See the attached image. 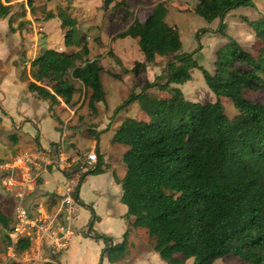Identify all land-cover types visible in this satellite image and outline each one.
<instances>
[{
    "label": "trees",
    "instance_id": "obj_1",
    "mask_svg": "<svg viewBox=\"0 0 264 264\" xmlns=\"http://www.w3.org/2000/svg\"><path fill=\"white\" fill-rule=\"evenodd\" d=\"M64 1L66 5L56 11L27 1L32 15L41 9L37 22L58 19L66 29L64 47L70 51L42 50L30 61L29 72L23 68L20 78L28 81L29 93L48 103L49 111L59 104V99L71 104L75 89L69 81L76 80L88 92L87 107L94 114L96 104L105 101L99 75L102 67L99 59L88 58L86 36L74 14L73 0ZM110 1H106L107 5ZM120 4L127 19L129 8L122 1ZM10 6L0 1V19L10 15ZM248 7L256 8L253 0H196L193 13L206 21L218 18L216 32L228 40L215 52L212 74L195 60L200 47L191 53L182 52L179 32L165 22L166 8L162 3L155 2L143 21L133 18L114 35L113 39L135 40L143 55L142 62L122 69L135 81L147 67L156 66L157 57L167 61L152 82H136L135 90L113 110L117 115L137 103L146 119L126 118L112 139L128 147L121 159L126 173L122 180H116L122 190L120 202L126 207L127 230L121 242L113 244L112 237L94 231L99 217L93 212L87 224L88 235L104 243L100 258L108 264L127 257L132 229L146 231L151 250L165 264H187L188 260L192 264H213L227 255L237 257L241 264H264V104L246 97V93L264 89V15L253 21L241 16L253 33L255 48L251 50L243 49L226 34L223 21L229 12ZM9 28L12 30L10 22ZM95 41L100 43V38ZM110 56L114 55L110 52ZM192 67L201 71L215 101H190L172 86L189 82ZM110 76L120 80V75ZM224 102L235 107L237 113L232 118L225 114ZM79 167L73 166L72 171L78 172ZM103 171L97 164L84 173L78 172L73 192L78 204L84 178ZM62 173L66 177L71 174ZM50 205L54 206V201ZM12 225L13 218L0 208L4 232L10 231ZM5 240L8 244L7 237ZM30 244L29 239H24L17 243L15 251L21 254Z\"/></svg>",
    "mask_w": 264,
    "mask_h": 264
},
{
    "label": "rangeland",
    "instance_id": "obj_2",
    "mask_svg": "<svg viewBox=\"0 0 264 264\" xmlns=\"http://www.w3.org/2000/svg\"><path fill=\"white\" fill-rule=\"evenodd\" d=\"M0 1L4 4V0ZM5 1L11 2V23H13L15 26V29H12L13 31L19 30L21 32H28V25L33 22L37 23V19L41 18V9L35 10L36 12L34 15L30 13L27 7L28 0ZM106 1L107 0H73L72 5L74 7V14L78 19L79 24L84 25L82 33L86 36V41L89 48L88 58L91 60L96 58L99 59V64L102 67V71L99 74L100 82L105 94V103L107 104L108 108H112L110 112H107H109L113 117L117 115H128L130 118L140 120L139 117H134L136 115L130 109H128L127 114H125L124 112L127 110L126 108L117 115L113 114V110L124 100V85L126 86L129 84L131 85L132 90H135L134 85L136 82L138 85L146 80L152 82L155 76L152 78L151 75H155L154 71L159 72L165 67L167 59L157 57L156 66L147 67L145 72L139 76L140 78L135 81L132 74H123L122 69H131L134 62H142L144 60L142 53L138 50L135 40L131 38L113 39L114 35L124 30L128 24H130L133 18L143 21L152 12L155 2L162 3L166 8L165 22L169 26L177 28L182 44V52L191 53L200 47V52H197L194 55L195 60L205 69V71H207L209 74H212L214 69L215 52L218 48L227 43L228 40L216 32L220 24L218 18H215L211 21H206L193 13L196 0H111L108 5ZM120 1H122L129 8L128 10L130 17L128 16L127 19L124 18L125 8L120 4ZM253 1L256 5L255 9L249 7L238 8L229 12L223 20L226 25V34L245 50H251L252 45H254V39L252 30L242 21L241 16H246L249 20L253 21L258 20L260 15H264V2L262 0ZM32 3L35 6H40L41 3V7H44L46 10L50 9L53 11H56L58 8L66 5V1L64 0H32ZM57 21L58 19H50L48 21H39L41 22L40 25L37 23L38 28L40 27V29L46 34V36H42L40 40V44L45 48L49 47L55 50H60V43L62 44V47H64L63 37L66 29L64 28L65 32L63 34L61 31L62 26L60 23L58 24ZM39 33L40 32H38L37 35ZM197 33L198 36L196 37ZM97 37L100 38V43L95 41V38ZM6 39L7 36L3 33V29L0 26V41H5ZM253 47L255 48V46ZM37 48L38 52L40 50V46ZM45 48H42L41 51ZM110 52L114 55L113 57L110 56ZM114 57L119 59L120 64L115 61L116 59ZM25 67L26 66L20 64L19 73ZM111 74L120 75V80L111 77ZM190 75L191 80L182 85V88L180 89L183 93V96L193 102L205 103L215 101V96L207 88L201 71L198 68L192 67L190 70ZM123 78L127 84H123L121 81ZM69 82L75 89L73 94L75 95V100H71V104L66 105L62 100L59 99V104L52 107V110L49 111L51 114L49 113L48 117L57 124L56 130L58 132L62 133L63 130H65L69 134V136H67L68 139H71L75 136L77 137L78 141L84 142L83 147H85L89 141L87 137H90L89 135H91L88 129L92 127V125H90V119L88 120V118L93 116V113L87 107L88 92H86V90L78 81L70 79ZM137 91L138 88L136 89V92ZM152 93L158 96L161 95V93L156 90H152ZM246 97L252 101L264 104V89L259 92L246 93ZM43 104H47L48 106L47 102H43ZM134 104L138 105L137 103ZM223 104L225 108V114L229 118H232L237 113L235 107L230 102H224ZM32 109L35 110L33 106ZM34 112L41 118V115L45 113V110L43 106H38ZM27 119L29 120L26 121V123H30V120L34 122L38 121L37 118L34 119L32 116L28 117ZM41 124L43 126L46 125L44 121L41 122ZM12 125H15V123ZM12 125L10 123V128H3L0 124V197L4 196V198L7 200L5 202L7 205L5 204L6 206L3 207L2 210L13 218L14 199L12 194H10L7 188L2 184L7 169L5 165L10 164L12 159L20 154L23 149L29 148L30 146L28 145H34L36 148L38 145L35 143V139L31 140V138L27 137L29 141L25 140L22 142L20 147H17V140L13 139L15 136V129L12 127ZM30 127L33 129L32 125ZM41 143L42 145L47 146V148L53 149H56V145H59L57 142H47L45 139H42ZM70 147L71 144L67 145L66 150H68ZM79 157L82 156L78 155V159ZM72 158L75 157H70L68 159V162L71 164L70 169L64 166L63 171L71 173L74 181H77L78 177L80 176L78 172L81 171V173H84L87 170H90L91 166H85L84 169L81 168L82 170L79 169L78 172H73V165L71 162ZM73 192L74 191H72V193ZM46 199H48V195H45V200ZM79 211L81 212L82 209L79 208L78 212ZM80 212L78 215V223H80L83 219V215H81L82 213ZM71 228L72 227L70 225V229ZM79 235H81V233H79ZM5 236L6 233L0 226V264L44 263L42 260L34 259H31L27 262L23 255L17 251H15L11 257L7 250L9 245L6 243L7 241L5 240ZM74 236H77V233ZM74 236L70 240V248L71 246L73 247V244L77 241ZM81 237L83 236L81 235ZM130 239V242L133 246H130L129 249H131V254L136 258H139L143 253L152 251L146 231L138 230V232L135 234L133 233L130 235ZM96 241L97 240L94 242L96 243ZM94 246V243L90 244V246H84V243L78 242L75 250L77 251V254L82 251H86V253H88ZM157 259L161 261L159 258ZM69 264H78V262L75 258L71 257ZM134 264L156 263L155 261L145 258L144 260H139ZM187 264H192V261L188 260ZM213 264H241V262L237 257L233 255H227L223 258L217 259Z\"/></svg>",
    "mask_w": 264,
    "mask_h": 264
},
{
    "label": "crops",
    "instance_id": "obj_3",
    "mask_svg": "<svg viewBox=\"0 0 264 264\" xmlns=\"http://www.w3.org/2000/svg\"><path fill=\"white\" fill-rule=\"evenodd\" d=\"M4 4L10 5L11 2H6L4 0ZM11 20V14L5 19H0V26L3 29V33L7 36L5 41H0V124L3 128H10V123L11 125L15 123L12 127L15 129V136L13 139L17 140V147H20L23 141H27V137L31 138V140H36L35 143L38 145L37 148L34 147V145H28L30 147L23 149L18 155L27 152L42 151L49 160L57 159V157L64 160V163H61L59 166L49 167L48 171L43 174L34 192L27 198L29 200V205L33 202L34 204L42 205L47 213L52 214L57 209L58 203L62 198L65 196L73 198L72 191H74L77 181H74L71 174L66 177L62 173L64 166L70 169L71 164L68 162L70 157H75L71 159L72 165L75 167L79 165L81 169L87 154L89 152H95L97 147V160L91 168L95 167L97 164H101L104 169L101 174L88 175L84 178L78 192L80 204L73 198L77 207L75 208L74 217L68 223V226L70 227L71 225L72 227L71 230L73 231V235L69 239L67 248L59 253H51L50 250L46 248V244L44 246L33 245L31 255L34 256V260H42L44 263L49 262L47 260H51L50 262L53 264H69V260L73 257L77 260L78 264H108L105 258L102 260L100 258V252L104 247V243L101 240L96 241V243L94 242L95 239H93L91 235H88L89 228L87 224L93 212L99 217V220L93 225L94 231L112 237L114 239L113 244L121 242L122 236L127 230V222L124 219L126 207L120 202L122 190L116 180H122L126 173L125 165L122 163L121 159L128 150V147L113 143L112 139L115 130L126 118L130 117L128 115H117L113 117L109 113L112 108L110 109L107 107L105 99L104 102L96 104V113L88 118V120L90 119V125H92V127L88 129L91 135L87 137L89 141L85 147H83L84 142L78 141L75 136L68 139L67 136H69V134L65 130H63L62 133L58 132L56 130L57 124L48 117L49 113L51 114V112H49V107L47 104L44 105L43 101L38 100L34 94L28 92V81L21 79L19 73L20 64L26 66V71L29 72L30 61L40 53L42 48H45L40 44L41 37L46 36L43 30H41L40 27L38 28V24L40 25L41 22H37L38 24L33 22L28 25V32H21L19 30H10L9 22L11 23ZM57 23L59 24L60 22L57 21ZM10 27L15 29L13 23L10 24ZM83 28L84 25L81 24V29L83 30ZM61 31L64 34V28L61 27ZM38 32L40 33L37 35ZM39 46L40 50L37 52V47ZM45 49L52 48L46 47ZM59 49L60 50L57 51H70V49L62 47L61 43L59 44ZM22 60L24 61L23 64L21 62ZM159 73L160 71H154L155 75H151L152 78ZM31 76L32 75H28V77ZM121 81L123 84H127L124 78L121 79ZM126 86L124 85L125 89L123 92L125 96L123 99H125L132 90L131 85L127 84ZM172 86L178 87L179 89L182 88V85ZM74 100L75 95L72 97V101ZM32 106L35 110L38 106L44 107L45 113L41 115V118L37 116ZM126 109L127 110L124 112L125 114H127L128 109H130L136 115L134 117H139L140 120L146 119V115L140 111L138 105L133 103ZM31 116L34 119L37 118V124L31 120L30 123H26V121L29 120L27 118ZM43 121L46 124L44 126L41 124ZM31 125L33 129L30 127ZM93 133H96V135L92 136L94 135ZM42 139H45L47 142H57L59 145H56V149L47 148V146L42 145ZM69 144H71V147L66 150ZM78 155L82 157L78 159ZM45 195H48V199L46 200ZM6 201L4 196L0 197L1 209L7 205L5 203ZM52 201H54V206L50 205ZM79 208L82 209V211L79 212L83 215V219L80 223H78ZM12 216H14V211ZM65 225L64 222L63 226ZM138 230L144 229H132L130 231L128 237L129 248L133 246L130 242V235L133 233L135 234ZM76 233L77 236H74ZM79 233H81L83 237H81ZM73 236L77 241L73 244V247L71 246L70 248V240ZM78 242L84 243V246H90V244L94 243L95 246L91 248L92 250L88 253L82 251L77 254L75 247ZM145 258L155 261L156 264H165L157 259L159 257L153 251L143 253L139 258H136L131 254V249H129L127 257L116 264H134Z\"/></svg>",
    "mask_w": 264,
    "mask_h": 264
},
{
    "label": "built area",
    "instance_id": "obj_4",
    "mask_svg": "<svg viewBox=\"0 0 264 264\" xmlns=\"http://www.w3.org/2000/svg\"><path fill=\"white\" fill-rule=\"evenodd\" d=\"M95 152H89L85 165H92L96 162ZM64 160L47 159L44 152H27L14 157L10 164L6 166V175L2 181L3 186L7 188L14 199V216L12 229L6 232L8 238V252L13 256L18 242L29 239L31 244L28 250L21 253L28 262L33 259L31 255L33 245L41 246L46 244V248L51 253H59L68 246L73 231L68 226L70 220L74 217L76 202L70 196L62 198L54 213H47L42 205H29L27 199L38 185L39 179L48 171L51 166H59ZM65 222V226L63 223ZM51 261V260H47Z\"/></svg>",
    "mask_w": 264,
    "mask_h": 264
}]
</instances>
